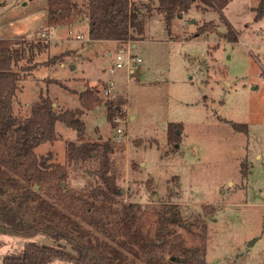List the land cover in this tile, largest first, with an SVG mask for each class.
Wrapping results in <instances>:
<instances>
[{
	"label": "rangeland",
	"instance_id": "rangeland-1",
	"mask_svg": "<svg viewBox=\"0 0 264 264\" xmlns=\"http://www.w3.org/2000/svg\"><path fill=\"white\" fill-rule=\"evenodd\" d=\"M257 1L229 0L223 11L194 4L183 18L172 21L171 30L161 12L148 16L143 11L145 31L133 40L143 61L135 79L126 82L120 76L123 71L107 73L117 43L90 38L83 14L52 20L48 0H0V41L16 46L26 40L50 42L36 57L39 67L18 83L14 113L28 117L42 93L51 96L57 110L83 109L86 139H119L111 154L122 188L118 206L139 203L151 228L163 209L179 212L184 226L170 227L186 246L204 247L209 264H264V17L254 19ZM210 20L222 33L231 24L238 39L218 32L196 35L197 27ZM42 32L49 33L48 38ZM79 33L83 38L76 37ZM64 52L62 60L43 63ZM111 78L121 92L112 100L125 101L119 122L108 118L109 100L101 94ZM88 87L98 90L102 101L83 99ZM171 122L181 123L176 142L168 138ZM232 122L247 124L248 131L235 129ZM56 129L57 140L35 149L45 166L28 159L14 175L42 194L57 181L64 192H88L96 184L92 176L98 163L68 161L66 140L79 138L62 122ZM50 162L65 164L56 170L63 178L56 179ZM0 225L5 228L0 230V264L7 253L20 251L30 240L73 251L63 239L45 233L26 237ZM176 235L170 237L175 240ZM49 264L75 263L55 259Z\"/></svg>",
	"mask_w": 264,
	"mask_h": 264
},
{
	"label": "trees",
	"instance_id": "trees-1",
	"mask_svg": "<svg viewBox=\"0 0 264 264\" xmlns=\"http://www.w3.org/2000/svg\"><path fill=\"white\" fill-rule=\"evenodd\" d=\"M157 1V5H153L152 0L138 5L131 0H48V13L52 20L73 13L83 14L87 17L90 38L126 40L129 37L138 39L139 34L143 33L146 18L140 13L142 8L148 16L154 11L161 12L167 29L171 30L172 21L183 17L194 4L203 9L223 11L229 2ZM252 9L254 19H262L264 0H258ZM227 25L225 33L218 32L217 24L210 20L197 27L196 35L218 32L221 37L236 41V30L231 24ZM49 45L47 39L35 42L26 40L18 46L0 41V151L5 150L4 154H0V224L26 237L45 233L63 239L72 245L73 251L30 240L20 251L7 253L3 264H49L55 259L75 264H209L204 247L186 246L180 235H176L170 227L171 224L184 226L185 221L179 212L163 209L156 227L151 228L146 223L143 207L139 203L130 201L117 205L122 188L112 169L111 154L118 140L105 139L103 136L86 139L83 109L57 110L51 96L42 93L39 100L32 104L28 117L23 118L14 113L18 83L39 67L36 57ZM65 53L55 55L43 63L62 60ZM24 60L25 63L21 64ZM98 92L88 87L81 97L94 103L102 101ZM124 105L125 101L121 98L107 101L108 118L113 121L114 115L123 116ZM57 122L75 130L80 141L66 140L68 161L98 163L92 176L96 184L88 192H64L57 181L46 194H42L24 181L20 183L14 175L21 173L28 159L45 166L44 161L39 162L35 149L43 143L58 139ZM180 125V122L169 124V140L176 142L179 139L180 135L176 131ZM232 125L237 130L248 131L245 123L232 122ZM48 167L51 172L55 171L53 174L57 180L63 178L56 170L65 168V164L50 162ZM242 171L246 176L244 165ZM176 178L175 175L173 180L176 181ZM171 234L176 235L175 240L170 237ZM165 252L170 255L169 258H166ZM139 259L144 263H139Z\"/></svg>",
	"mask_w": 264,
	"mask_h": 264
},
{
	"label": "built area",
	"instance_id": "built-area-1",
	"mask_svg": "<svg viewBox=\"0 0 264 264\" xmlns=\"http://www.w3.org/2000/svg\"><path fill=\"white\" fill-rule=\"evenodd\" d=\"M42 37H47V33H42ZM78 39L83 38L82 34H77ZM136 39L131 37L126 40H117L118 47L115 51L113 57L114 62L108 68L107 73L110 76H114L118 71H123L121 77H125V81L129 82L135 79V74L138 71L143 59L141 56L134 51L136 47ZM120 86L114 78L106 81L102 87L101 94L106 98V100H112L120 94ZM119 115H114L113 121L119 122ZM116 132L118 135L122 134L123 130L120 127H116ZM119 141V139H117Z\"/></svg>",
	"mask_w": 264,
	"mask_h": 264
},
{
	"label": "crops",
	"instance_id": "crops-1",
	"mask_svg": "<svg viewBox=\"0 0 264 264\" xmlns=\"http://www.w3.org/2000/svg\"><path fill=\"white\" fill-rule=\"evenodd\" d=\"M131 1H132V2H135L134 0H131ZM146 2H147V1H146ZM135 4H137V3H135ZM142 4H143V3L138 4V5H142ZM143 11H145L144 8H142V10L140 11V13H143ZM185 14H186V13H185ZM185 14H184V15H185ZM184 15H183V17H184ZM183 17H181V18H183ZM175 19H177V18H175ZM51 26H52V25H51ZM144 31H145V28H144ZM144 31H143V33H144ZM70 32H71V30H70ZM42 33H44V32H42ZM42 33H41V34H42ZM143 33L139 34V36L142 35ZM41 34H40V35H41ZM47 34H48V36H49V33H47ZM79 34H82V33H79ZM82 35H83V34H82ZM48 36H47V38H48ZM139 36H138V37H139ZM109 40H110V41H113V42H115V43H117V46H118V42H117V40H113V39H109ZM137 40H138V39H137ZM48 41H49V40H48ZM136 43H137V42H136ZM109 55H110V57H111V56H112V52H109ZM121 75H122V74H120V76H121ZM120 76H119V77H120Z\"/></svg>",
	"mask_w": 264,
	"mask_h": 264
},
{
	"label": "water",
	"instance_id": "water-1",
	"mask_svg": "<svg viewBox=\"0 0 264 264\" xmlns=\"http://www.w3.org/2000/svg\"><path fill=\"white\" fill-rule=\"evenodd\" d=\"M91 173V172H90ZM5 228L3 226L0 225V230H4Z\"/></svg>",
	"mask_w": 264,
	"mask_h": 264
}]
</instances>
